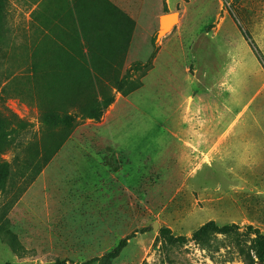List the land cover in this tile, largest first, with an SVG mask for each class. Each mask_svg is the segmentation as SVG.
<instances>
[{
  "label": "rangeland",
  "instance_id": "rangeland-1",
  "mask_svg": "<svg viewBox=\"0 0 264 264\" xmlns=\"http://www.w3.org/2000/svg\"><path fill=\"white\" fill-rule=\"evenodd\" d=\"M4 7L0 111L11 128L25 126L17 147L0 151L11 170L0 189V264H245L234 240L247 246L249 228L264 234V0ZM169 12L175 20L157 37ZM88 17L108 52L96 57L99 78L69 86L80 97L68 110L114 99L67 132L42 121L46 89L32 67L51 55L41 53L49 40L62 43L50 28ZM209 220L239 227L217 235L215 252L191 239L167 246L159 235L168 227L190 238Z\"/></svg>",
  "mask_w": 264,
  "mask_h": 264
},
{
  "label": "trees",
  "instance_id": "trees-1",
  "mask_svg": "<svg viewBox=\"0 0 264 264\" xmlns=\"http://www.w3.org/2000/svg\"><path fill=\"white\" fill-rule=\"evenodd\" d=\"M6 0H0V35L3 26ZM86 16V15H85ZM84 17V16H83ZM87 17V16H86ZM63 23L67 21L61 20ZM94 18H82L74 29L71 26L61 27L59 25L50 28V34L56 35L62 42L59 46L53 45L49 40L50 46H42V55L50 51L51 55L38 56V61L33 63V70H41V87H45L46 108L41 114L42 121L51 127H62L67 132L72 130L74 119L77 115L82 118H92L98 120L103 111L113 101V95L105 96L81 104L79 108L71 112L68 109L79 94L72 93L69 86L75 84L82 86L89 82H94L99 78L96 74L102 73L103 66L96 59L107 53V46L101 39L100 31L93 25ZM51 35V36H52ZM0 42H2L0 38ZM57 43L56 41H53ZM69 42V44H68ZM72 44V46H71ZM51 47V48H50ZM74 53V54H73ZM102 68V69H101ZM110 82L118 83L117 91H124L123 80L114 77L109 78ZM120 81V82H119ZM12 119H9L0 111V151L5 147L15 145L18 131L23 129L25 122L21 119L16 120L17 128H11ZM15 132V135H11ZM11 135V136H10ZM11 176L10 163L0 161V189L5 190ZM5 213L0 215L3 217ZM239 227L235 224L218 225L213 220H209L193 231L190 238L184 235H175L168 227H161L159 235L167 246L181 245L189 239L197 243L202 249L209 252L218 250L213 242L217 240V235L236 236ZM254 237L247 246L238 240L235 243L236 252L243 258L245 264H264V234L257 229L249 228ZM253 252V255L251 254Z\"/></svg>",
  "mask_w": 264,
  "mask_h": 264
},
{
  "label": "water",
  "instance_id": "water-1",
  "mask_svg": "<svg viewBox=\"0 0 264 264\" xmlns=\"http://www.w3.org/2000/svg\"><path fill=\"white\" fill-rule=\"evenodd\" d=\"M171 15H175L174 12H169V13H165V14H162L159 18V28H158V31H157V37H161L163 35H165L167 33L166 31V24H163V18L165 16H171Z\"/></svg>",
  "mask_w": 264,
  "mask_h": 264
},
{
  "label": "bare ground",
  "instance_id": "bare-ground-1",
  "mask_svg": "<svg viewBox=\"0 0 264 264\" xmlns=\"http://www.w3.org/2000/svg\"><path fill=\"white\" fill-rule=\"evenodd\" d=\"M175 20V15H171V16H165L163 18V24H166V29L168 28L170 22Z\"/></svg>",
  "mask_w": 264,
  "mask_h": 264
},
{
  "label": "crops",
  "instance_id": "crops-1",
  "mask_svg": "<svg viewBox=\"0 0 264 264\" xmlns=\"http://www.w3.org/2000/svg\"><path fill=\"white\" fill-rule=\"evenodd\" d=\"M193 137H200L199 135L195 134Z\"/></svg>",
  "mask_w": 264,
  "mask_h": 264
}]
</instances>
